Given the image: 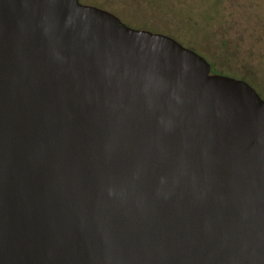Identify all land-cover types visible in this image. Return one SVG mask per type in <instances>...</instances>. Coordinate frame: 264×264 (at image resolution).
<instances>
[{"label": "water", "instance_id": "95a60500", "mask_svg": "<svg viewBox=\"0 0 264 264\" xmlns=\"http://www.w3.org/2000/svg\"><path fill=\"white\" fill-rule=\"evenodd\" d=\"M0 264H264V100L79 0H0Z\"/></svg>", "mask_w": 264, "mask_h": 264}, {"label": "rangeland", "instance_id": "374dc122", "mask_svg": "<svg viewBox=\"0 0 264 264\" xmlns=\"http://www.w3.org/2000/svg\"><path fill=\"white\" fill-rule=\"evenodd\" d=\"M80 2L114 14L131 28L184 43L211 61L218 73L250 81L264 100V0Z\"/></svg>", "mask_w": 264, "mask_h": 264}, {"label": "flooded vegetation", "instance_id": "af4514ba", "mask_svg": "<svg viewBox=\"0 0 264 264\" xmlns=\"http://www.w3.org/2000/svg\"><path fill=\"white\" fill-rule=\"evenodd\" d=\"M80 1V0H79ZM81 3V2H80ZM82 4V3H81ZM84 5V4H83ZM89 6V5H88ZM117 17V16H116ZM121 20V19H120ZM126 25V24H125ZM146 31V30H145ZM150 32V31H149ZM153 33V32H152ZM158 34V33H157ZM163 35V34H162ZM167 36V35H166ZM169 37V36H168ZM170 38H172V37H170ZM172 39H174V38H172ZM175 40V39H174ZM175 41H177V40H175ZM178 42V41H177ZM179 44H181L184 48H186V49H188V50H190V51H193L194 53H196L197 55H199L200 57H202L203 59H205L206 61H207V63L209 64V66H210V68H211V73L212 74H216V75H221V76H226V77H230V78H234V79H236V80H240V81H243V82H246L250 87H252L253 89H254V87L252 86V83L250 82V81H246L245 79H241V78H237L236 76H234V75H226V74H221V73H218L216 70H215V68H214V65L212 64V62L211 61H209L204 55H202L201 53H199V52H197V51H195V50H193V49H191L190 47H188L187 45H185L184 43H182V42H178ZM223 49V51L225 52V53H229V48H228V46H225L224 48H222ZM255 90V89H254ZM256 91V90H255ZM257 94H258V92H256ZM259 95V94H258ZM260 96V95H259Z\"/></svg>", "mask_w": 264, "mask_h": 264}]
</instances>
